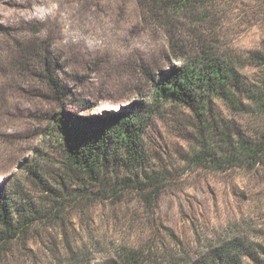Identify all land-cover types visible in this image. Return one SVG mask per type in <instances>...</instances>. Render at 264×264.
Here are the masks:
<instances>
[{"label": "rangeland", "instance_id": "1", "mask_svg": "<svg viewBox=\"0 0 264 264\" xmlns=\"http://www.w3.org/2000/svg\"><path fill=\"white\" fill-rule=\"evenodd\" d=\"M154 11L148 0L0 1V185L24 179L48 113L64 107L102 115L148 102L150 78L176 64V48L229 55L247 83H258L262 68L251 54L264 53V0H204L172 16L170 25ZM44 57L70 91L63 101L52 98L41 77ZM213 110L253 137L252 115L232 111L223 99ZM192 122L187 109L165 105L149 123V155L166 175L154 206L127 195L69 207L62 223H38L14 239L0 264L101 262L123 245L148 249L156 262H181V253L191 262L234 239L254 248L243 264H264V166L190 162L197 144ZM45 150L55 164L54 149Z\"/></svg>", "mask_w": 264, "mask_h": 264}, {"label": "trees", "instance_id": "2", "mask_svg": "<svg viewBox=\"0 0 264 264\" xmlns=\"http://www.w3.org/2000/svg\"><path fill=\"white\" fill-rule=\"evenodd\" d=\"M148 5L162 25H170L172 16L199 8L204 0H148ZM170 45L172 49L175 46L172 37ZM251 58L262 68L256 85L243 79L229 55L203 46L193 52L176 48V64L150 78L148 102L135 100L120 111L102 115L76 114L64 107L48 113L41 148L24 164V179L0 185V252L38 223H62L69 207L106 200L117 203L127 195L154 206L166 186V175L152 163L146 130L151 119L163 113L165 105L182 107L190 113L197 140L190 162L208 168L263 167L264 53H252ZM40 68L52 98L67 99L70 91L55 77L52 63L44 57ZM216 99L227 101L234 112L254 117L257 125L253 137L214 112ZM244 100L248 106L242 107ZM46 148L57 154L55 164ZM252 253V246L234 239L210 247L191 262L185 253L180 254L181 262H156L148 249L123 245L114 257L101 262L60 264H243V255Z\"/></svg>", "mask_w": 264, "mask_h": 264}]
</instances>
